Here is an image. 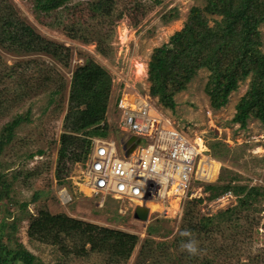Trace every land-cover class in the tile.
Instances as JSON below:
<instances>
[{
	"label": "rangeland",
	"instance_id": "374dc122",
	"mask_svg": "<svg viewBox=\"0 0 264 264\" xmlns=\"http://www.w3.org/2000/svg\"><path fill=\"white\" fill-rule=\"evenodd\" d=\"M78 1L85 2L73 0L67 7L76 5ZM135 1L116 0L113 18L120 13L122 16L111 24L103 23L100 18H90L85 6L75 12L69 8L57 9L48 17L41 18L43 24H39L31 11V0H2V3L8 2L14 6L22 20L34 28V36L62 46L61 61L44 53L14 55L0 49V73L7 69L13 70L11 77L0 80V90L4 88L0 96V129L16 114L28 112L29 118V122H23L15 129L14 137L0 154L1 170L12 181L11 198L18 204L27 202V205L24 208L18 204L10 205L8 210L11 215L8 216L5 210L3 213L8 216L7 222L16 220L14 237L44 264H108V256L105 251L84 257L64 255L53 244L30 241L26 233L29 217L36 215L39 210H47L51 214L62 213L100 227L137 235L139 241L125 264H172L170 260L175 256L188 254L180 244L174 243L179 221L156 223L159 220L156 208L152 212L148 209L149 219L142 223L131 218L133 211L130 203L123 204L117 210L113 200H107L103 207L96 206L98 197L88 195V190L82 186L83 162L71 164L65 159L64 163L70 170L69 183L57 187L54 178L57 141L64 131L63 116L67 108L71 74L87 57L103 67L111 78L106 112L109 135L117 134L116 104L130 97L143 99L189 140H201L202 149L205 150L204 159L212 162L213 166L217 165L212 179L210 176V180L203 181V184H218L219 176L225 179L236 176L239 184L264 186V124L251 116L247 118L244 128L231 121L238 100L247 90L249 79L240 82L228 96L227 103L218 110L210 107L204 91L208 78L205 69L198 70L185 88L172 96L173 110L164 107L156 97L148 94L150 83L147 63L153 50L167 43L170 36L182 28L190 9L202 8L205 0H138L137 6ZM131 14H134L136 21ZM169 15L171 17L166 19ZM211 23L208 21L209 25ZM66 27L80 30L86 36L92 30L90 36L93 40L88 36L90 41L87 43L70 41L65 35ZM258 31L260 49L264 54V24L258 26ZM101 35L105 39L102 45L105 55L96 52V39ZM142 67L144 72L141 71ZM38 72H46V76L55 80L49 89L43 86L37 93L25 97L13 95L12 87L17 77L27 75L35 79ZM61 82L65 85L61 93L51 94L50 91L60 89ZM50 98L54 99L52 104L48 102ZM38 150L42 153H37ZM28 154L32 156L28 157ZM207 171L208 175L211 174L210 167ZM30 172L36 174L28 176ZM14 175L16 178L13 180ZM35 192L38 193V199L32 200ZM60 194L68 198L64 200L67 203H60ZM206 196V193L201 192L203 201L195 210L199 217L215 215L237 202L236 197L229 193L211 201L206 200ZM256 206L262 208L259 213L242 211L236 231L232 227L221 228L213 237L204 236L199 240V256L204 263L264 264V201ZM117 211L121 213H118L120 216L116 214ZM152 222L153 227L159 229V235L147 233L146 228ZM146 238H151L152 242H146L147 246L144 244L143 247L142 241ZM5 240L2 237V241ZM161 241L165 243L160 250L162 246H158V243Z\"/></svg>",
	"mask_w": 264,
	"mask_h": 264
},
{
	"label": "trees",
	"instance_id": "16d2710c",
	"mask_svg": "<svg viewBox=\"0 0 264 264\" xmlns=\"http://www.w3.org/2000/svg\"><path fill=\"white\" fill-rule=\"evenodd\" d=\"M72 1L31 0V11L37 22L43 24L41 18L48 17L57 9L69 8L67 4ZM135 2L137 6L139 1ZM115 3L116 0H85L84 3L78 1L69 9L75 12L85 6L90 18H100L103 23L111 24L114 19L122 16L120 13L113 18ZM133 15L131 14V17L136 21ZM169 17L171 16H166V19ZM208 21L212 22L211 25ZM260 24H264V0H205L202 8L192 7L182 28L174 32L167 43L153 50L147 63L150 83L148 94L156 97L164 107L173 110L172 96L183 90L198 70L205 69L208 71V78L204 91L209 98L210 107L218 110L227 103L228 96L237 89L238 84L249 79L247 90L238 100L231 121L244 128L247 118L251 116L264 124V54L260 49ZM66 28L65 35L70 41L87 43L90 41L88 36L93 33L89 30L86 36L73 27ZM34 31L33 27L22 20L14 6L0 0V49L14 55L35 52L59 59L62 46L37 38ZM90 37L93 40L92 36ZM103 38L101 35L96 39V52L99 55L106 54L102 47L105 40ZM1 72L0 80L11 77L13 70ZM46 75V72H38L35 79L27 75L19 76L13 89L8 90L12 89L13 95L25 97L37 93L43 86L49 89L55 80ZM64 88L65 85L61 82L60 89L50 93L60 94ZM110 90V75L92 58L87 57L82 65L73 70L67 108L63 116L64 131L60 133L57 141V165L54 170L57 187L69 183L70 170L64 163L65 159L71 164L85 161L89 150L88 136H109L110 127L106 122V112ZM3 91L4 88L0 90V96ZM48 102L52 104L54 99L50 98ZM1 103L0 99V105ZM59 108L63 109V106L59 105ZM23 122H29L28 112L16 114L3 124L0 129V154L11 142L15 129ZM37 153L42 152L38 150ZM27 156L31 157L32 154ZM1 168L0 163V264H44L14 237L16 220L7 222L8 216L11 215L8 206L18 203L10 196L12 181L7 179ZM34 174L36 173L30 172L28 176ZM15 178L14 175L13 180ZM237 181L236 176L229 179L219 176L218 184H203V192L207 194L206 200L211 201L224 193H230L236 197L237 202L215 215L199 217L195 210L203 199L187 200L178 231L174 235V243L181 245L182 241L190 237L199 242L204 236L213 237L221 228L232 227L236 231L242 211L259 213L262 208L256 205L264 201V186H247ZM36 199L38 193L35 192L32 200ZM18 205L24 208L27 202ZM4 210L8 216L3 213ZM116 214L119 215L117 212ZM160 222L168 221L156 220V223ZM153 225V222L149 224L147 233L159 235V229ZM185 229L190 233V237L180 234ZM26 233L30 241L53 244L63 251L64 255L84 257L105 251L108 264H125L139 241L135 234L100 227L62 213L51 214L47 210H39L36 215L29 217ZM2 237L6 238L5 242ZM146 242H152V239L146 238L142 241L143 247L144 244L147 246ZM164 243H158V246H162L160 250L163 249ZM182 260L184 264H206L200 259L199 251L192 255H177L170 262L182 264Z\"/></svg>",
	"mask_w": 264,
	"mask_h": 264
},
{
	"label": "built area",
	"instance_id": "2783aa9c",
	"mask_svg": "<svg viewBox=\"0 0 264 264\" xmlns=\"http://www.w3.org/2000/svg\"><path fill=\"white\" fill-rule=\"evenodd\" d=\"M115 109L116 137H87L89 150L83 161V188L88 195L98 197V207L113 200L116 210L130 203L133 211L135 206L148 208V203H154L159 219L180 221L185 202L201 197L202 186L197 184L209 179L205 150L143 99L130 97L118 102ZM118 133L140 142L132 141L133 147L125 155ZM161 177L166 179L162 182ZM60 195L64 203L68 198Z\"/></svg>",
	"mask_w": 264,
	"mask_h": 264
},
{
	"label": "water",
	"instance_id": "95a60500",
	"mask_svg": "<svg viewBox=\"0 0 264 264\" xmlns=\"http://www.w3.org/2000/svg\"><path fill=\"white\" fill-rule=\"evenodd\" d=\"M118 142L121 144V148L125 150V155L130 152L132 149L133 145L130 144L132 141H135L136 143H139L140 140L137 138H134L133 136H128L126 134H121L118 133ZM128 138V139H127ZM149 217V212L148 208L144 206H135L133 213H132V218L134 220H137L139 222H147Z\"/></svg>",
	"mask_w": 264,
	"mask_h": 264
},
{
	"label": "clouds",
	"instance_id": "9594fccd",
	"mask_svg": "<svg viewBox=\"0 0 264 264\" xmlns=\"http://www.w3.org/2000/svg\"><path fill=\"white\" fill-rule=\"evenodd\" d=\"M88 137H96V136H88ZM114 137H116V135L115 136H113V138ZM161 179V181L163 182L165 179H166V177H161L160 178ZM201 184V186L203 185V183H200ZM61 189H64V188H61ZM202 190H203V186H202ZM203 192V191H202ZM230 194V193H229ZM198 198H200V197H198ZM196 199V198H195ZM60 203H62V204H65V203H67V202H60ZM96 205H97V203H96ZM131 218H132V216H131ZM133 219V218H132ZM148 219H149V217H148ZM143 223V222H142ZM145 223V222H144ZM182 236H188V237H190V233L188 232V230H182L181 231V233H180ZM181 246L183 247V249H185L190 255H192V254H196L197 252H198V242L194 239V238H189V239H187L186 241H182L181 242Z\"/></svg>",
	"mask_w": 264,
	"mask_h": 264
},
{
	"label": "bare ground",
	"instance_id": "6f19581e",
	"mask_svg": "<svg viewBox=\"0 0 264 264\" xmlns=\"http://www.w3.org/2000/svg\"><path fill=\"white\" fill-rule=\"evenodd\" d=\"M141 71L144 72L143 67H142ZM124 95H125V94H124ZM197 143L199 144V146H201V140L197 139ZM207 164L209 165V167H210V171H211V174L209 175L208 178L210 179V176H211V179H212V177L214 176L215 171H216V169H217V165L214 164V166H213V163H212V162H207ZM213 169H214V170H213ZM212 173H213V175H212ZM85 191H86V190H85ZM147 206L149 207V210H150L151 212H152L155 208H157V205L154 204V203H148Z\"/></svg>",
	"mask_w": 264,
	"mask_h": 264
}]
</instances>
